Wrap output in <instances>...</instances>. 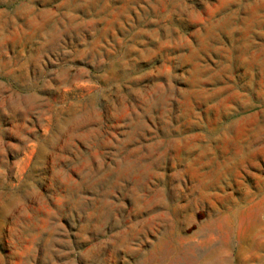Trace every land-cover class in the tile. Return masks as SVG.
Segmentation results:
<instances>
[{
  "label": "rangeland",
  "instance_id": "374dc122",
  "mask_svg": "<svg viewBox=\"0 0 264 264\" xmlns=\"http://www.w3.org/2000/svg\"><path fill=\"white\" fill-rule=\"evenodd\" d=\"M0 264H264V0H0Z\"/></svg>",
  "mask_w": 264,
  "mask_h": 264
}]
</instances>
